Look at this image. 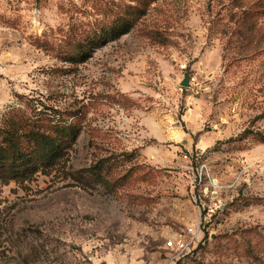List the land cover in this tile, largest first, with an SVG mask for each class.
<instances>
[{
    "label": "rangeland",
    "instance_id": "obj_1",
    "mask_svg": "<svg viewBox=\"0 0 264 264\" xmlns=\"http://www.w3.org/2000/svg\"><path fill=\"white\" fill-rule=\"evenodd\" d=\"M110 3L0 0V125L86 114L65 167L0 177V264H264V15L247 33L251 0H157L84 62L48 51Z\"/></svg>",
    "mask_w": 264,
    "mask_h": 264
},
{
    "label": "trees",
    "instance_id": "obj_2",
    "mask_svg": "<svg viewBox=\"0 0 264 264\" xmlns=\"http://www.w3.org/2000/svg\"><path fill=\"white\" fill-rule=\"evenodd\" d=\"M157 0H130L137 6L120 0L110 5L90 6L93 20L72 17L68 31L60 43H46L48 51L56 53L63 61L74 64L86 61L96 49L127 34L146 15L147 9ZM236 1V0H235ZM241 1V0H240ZM87 13V10H79ZM111 13L110 18L107 17ZM260 15H264V0H251L240 7L236 20L247 33L263 30ZM257 15V17H256ZM150 35V32L148 33ZM46 106H43V110ZM45 117L36 120L20 118L17 122L0 125V177L3 179L28 180L37 172L50 174L65 167V156L70 139L76 138L84 128L86 114L82 108L75 111H56L54 107ZM108 159H99L78 173L89 171L99 174Z\"/></svg>",
    "mask_w": 264,
    "mask_h": 264
},
{
    "label": "built area",
    "instance_id": "obj_3",
    "mask_svg": "<svg viewBox=\"0 0 264 264\" xmlns=\"http://www.w3.org/2000/svg\"><path fill=\"white\" fill-rule=\"evenodd\" d=\"M196 78H190V84L195 82ZM187 158V155H185ZM209 217L212 216V212H208ZM195 233L193 229H188L187 232L178 233L176 236L172 237L169 241L166 242V245L169 249H173L176 252H184L189 248L190 243L193 241Z\"/></svg>",
    "mask_w": 264,
    "mask_h": 264
},
{
    "label": "water",
    "instance_id": "obj_4",
    "mask_svg": "<svg viewBox=\"0 0 264 264\" xmlns=\"http://www.w3.org/2000/svg\"><path fill=\"white\" fill-rule=\"evenodd\" d=\"M181 85L183 87H189L190 86V78L187 74L185 75L184 79L182 80Z\"/></svg>",
    "mask_w": 264,
    "mask_h": 264
}]
</instances>
